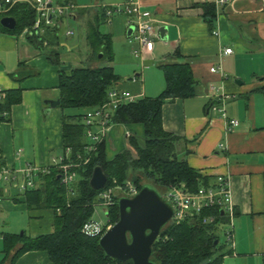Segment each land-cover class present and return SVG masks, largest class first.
<instances>
[{
	"label": "crops",
	"instance_id": "obj_1",
	"mask_svg": "<svg viewBox=\"0 0 264 264\" xmlns=\"http://www.w3.org/2000/svg\"><path fill=\"white\" fill-rule=\"evenodd\" d=\"M71 1L63 5H71L74 12L64 19L82 20L87 41L89 26L96 22L99 10L126 0ZM136 1L151 15L156 28L155 46L152 52L140 57V67L133 64L132 72L120 77L115 88L130 91L137 99L156 98L166 88L161 64L190 62L197 80L195 95L163 104L164 128L179 135L178 156L212 184L220 176L231 178L236 214L233 240L225 242L226 250L231 253L224 259L230 264H264V93L258 91L264 87V0H228L226 4L218 3L219 0ZM207 2L217 6L218 16L212 31L202 19V4ZM57 4L62 3L57 0ZM105 22L114 26L113 31L110 26L113 34L120 32V36L124 35V39L126 36L133 44V49L138 47L130 38L133 29L126 15L108 17ZM60 24L61 27H53L46 33L51 30L53 34L59 33V40L68 51L74 49L69 46L72 41L80 49V39H69L74 36L67 34L71 28L62 35L64 22ZM25 30L17 35L0 28V89L23 90V100L13 106L10 122L0 123V169L19 170L32 163L39 172L49 173L55 166L54 160L64 155L65 143L64 112L60 105L53 107L47 101L61 99L60 70L74 67H66L64 59L60 65L51 62L46 55L48 48L37 47ZM53 47L59 52L58 46ZM226 48H232L233 52L224 53ZM177 50L181 57L172 56ZM91 51L87 55L89 61L94 55ZM101 56L93 66L105 63ZM114 62L115 59L111 65L115 69ZM219 66L218 72L211 71ZM16 77H22V81ZM222 97H225L227 116L240 121L231 132L226 131L222 113L211 109ZM132 130L129 125H112L106 139L112 155L123 148ZM28 208L26 195L0 182V222L4 228H9L5 215L18 211L27 212L28 223L36 227L30 236L54 231L52 209ZM47 214L50 221L46 225L43 217ZM1 228L0 224V230L6 232ZM4 258L2 252L0 264H8L3 262ZM17 264L53 262L43 250L25 253Z\"/></svg>",
	"mask_w": 264,
	"mask_h": 264
},
{
	"label": "trees",
	"instance_id": "obj_2",
	"mask_svg": "<svg viewBox=\"0 0 264 264\" xmlns=\"http://www.w3.org/2000/svg\"><path fill=\"white\" fill-rule=\"evenodd\" d=\"M59 3H72L71 0H58ZM4 0H0V6ZM203 18L211 31L217 19V6L207 2L202 4ZM106 8V7H105ZM103 8L91 23L87 32L90 49L98 58L101 56L105 64L97 67H74L68 71L60 70V107L64 112V155L70 149L69 159L76 162L79 155L87 157L85 148L89 144L86 136L87 126L84 123L86 114L70 115V108L91 110L103 105L109 99V91L120 81L114 66L112 36L101 31V25L108 18ZM4 16H14L18 25L15 30L2 28L4 32L21 34L31 28L36 20L35 10L25 4L11 8ZM50 30V29H48ZM47 31V30H46ZM52 31V30H51ZM48 31L47 37L52 32ZM46 37V34H43ZM54 41L60 39L54 33ZM30 40L41 49L43 37L30 36ZM54 45V44H52ZM46 53L49 60L56 65L62 63L60 51ZM173 57H181L177 50ZM166 79V88L156 98L144 97L121 105L111 115V124L129 125L132 132L126 136L123 148L111 154L106 140L96 144V151L87 164L76 168L78 180L71 186L62 183L59 169L50 168L49 173L39 172L36 186L23 192L27 197L28 209H52L54 212V231L37 237L27 233L13 234L0 230L3 240L4 263L17 264L22 255L29 251H45L53 264H133L131 261H117L107 256L99 243L101 235L88 236L83 227L93 219L95 205L99 195L106 189L115 186L125 187L132 180L138 191L144 185H152L164 193L172 186L185 185L187 191L197 192L202 186L213 185L210 179L191 167L188 161L180 158L176 152L179 135L166 131L163 125V104L168 100L188 98L195 95L197 80L190 62H168L161 64ZM21 80L22 77H16ZM258 91L264 93V87ZM23 100V90H0V123L10 122V114L14 105ZM264 128V127H263ZM1 151V149H0ZM69 161V160H68ZM100 166L108 176L107 184L100 190L90 185L94 169ZM137 172L150 182L143 184ZM162 188V189H160ZM126 196V195H125ZM128 197V196H126ZM114 196V203L108 207L109 223L115 224L119 219V200ZM215 214V223H203V217ZM226 222L223 213L217 209L204 210L199 218L181 223L171 221L161 232L154 244L152 260L157 264H223L224 258L231 251L221 243L218 231ZM218 241V242H217ZM217 242V243H216Z\"/></svg>",
	"mask_w": 264,
	"mask_h": 264
},
{
	"label": "built area",
	"instance_id": "obj_3",
	"mask_svg": "<svg viewBox=\"0 0 264 264\" xmlns=\"http://www.w3.org/2000/svg\"><path fill=\"white\" fill-rule=\"evenodd\" d=\"M227 2L228 0H219L218 3L226 4ZM22 3L31 6L37 15L33 26L25 30L29 36L42 35L48 29L61 27L60 23L64 22V18L70 17V14L74 12L71 5H55L53 0H4V4L0 6V14H5L14 6ZM141 7L139 1L126 0L122 4H117V6L112 5L105 8L108 17L117 14H124L128 17L129 23L133 27V33L130 38L138 44V47L134 49L136 57H142L144 54L152 52L155 46V25L153 24L151 15L142 10ZM67 34H74V30H67ZM232 52V48L224 49V53L226 54ZM220 68V66L218 68L213 67L211 71L218 72ZM108 93L109 99L106 103L89 110L84 116V123L87 126L86 136L89 140V144L85 148L87 157L83 158L82 155H79V160H82V162L70 160V149H68L66 155L61 156L58 160H54L55 166L59 169L62 183L67 186H71L77 181L75 179L78 177L76 168L90 161L91 155L97 149L96 144L107 139L110 128L113 125L109 121L111 120L112 113L121 105L137 100L136 96L128 90L113 88ZM219 102L212 105V111L222 113L227 132L234 131L239 126L240 121L227 116L225 97L220 98ZM38 175V168L32 163H28L25 168L19 170L1 168L0 182L14 186L23 193L36 186ZM120 187L124 188L125 195L128 197H132L139 192L132 180H129L125 187ZM112 190L113 188L106 189L99 195L98 202L105 205L106 209L114 203L115 194ZM164 195L172 201L175 207V215L172 221L178 224L186 220L199 218L204 210L217 209L221 211L226 219V222L222 226H228V230L226 231L227 242H232L233 220L236 212L232 182L229 176H220L217 183L209 187L202 186L197 192L187 191L184 184L181 187L172 186L164 191ZM217 220L218 216L215 214L203 217V223L205 224L215 223ZM111 226L109 221L107 224H102L92 219L85 223L83 232L92 237L102 236Z\"/></svg>",
	"mask_w": 264,
	"mask_h": 264
},
{
	"label": "water",
	"instance_id": "obj_4",
	"mask_svg": "<svg viewBox=\"0 0 264 264\" xmlns=\"http://www.w3.org/2000/svg\"><path fill=\"white\" fill-rule=\"evenodd\" d=\"M0 23L9 30H15L18 25L14 16H4ZM47 103L56 107L61 104V99ZM107 181L104 169L97 166L90 180L91 187L100 190ZM118 205L119 220L101 236V248L113 260L157 264L152 260L154 244L175 215L172 201L156 187L147 184L134 196L120 198Z\"/></svg>",
	"mask_w": 264,
	"mask_h": 264
},
{
	"label": "rangeland",
	"instance_id": "obj_5",
	"mask_svg": "<svg viewBox=\"0 0 264 264\" xmlns=\"http://www.w3.org/2000/svg\"><path fill=\"white\" fill-rule=\"evenodd\" d=\"M88 1V0H86ZM92 0H89V2L91 3ZM54 4L57 5V0H54ZM118 4H121L120 2H118ZM115 16V15H114ZM118 16H125L124 14H117ZM109 21V20H108ZM110 26L109 23L104 22L101 25V31L105 34H110L112 36V50L115 56V72L117 75H119V77H127L129 73H131L132 68H133V64H136L140 67L141 63H142V59L140 57H135L134 55V49H133V44L127 39V37L125 36L124 39V35L120 36L121 33L120 32H115L114 34L110 31ZM85 24H83V21L81 20H73V19H66L64 21L63 24V28L61 29V34H65V31L67 28H71L72 30H74V36L69 38L71 40H76L80 39V49H77L78 44H74L73 41L69 44V46H73V50L68 51L66 48L64 49L63 47H65V44L62 43V41H60L59 39H57V42L54 41V37L55 35L51 34V37H47L48 32L44 33L46 34V37L42 34L40 36L43 37V47H47L48 48V54H52L53 52V45L58 46L59 51L61 53V58L64 59L67 62V66L66 67H80V66H86L88 67L89 65L92 67H96L93 65H97L96 61H97V56L94 54L92 56L91 61H89L87 59V57L89 56L88 54L90 53V48L87 44L86 41V37H85ZM113 27L111 26V30L113 31ZM50 32V31H49ZM109 32V33H108ZM58 35H60L59 33H57ZM59 37V36H57ZM63 40V39H62ZM132 41V40H131ZM133 49L132 53L130 52ZM57 51V50H56ZM80 53V55H79ZM88 55V56H87ZM128 55V56H127ZM144 56H146V54H144ZM143 58V56H142ZM68 59V60H66ZM105 64V63H104ZM71 65V66H68ZM135 74V73H134ZM131 76H134L133 74H130ZM88 109L85 108H70L67 109V113L70 115H76V114H87L88 113ZM138 176L141 178V183L146 184V183H150L145 176H143L142 172H137ZM78 178V177H77ZM77 178H75L76 180H78ZM113 188V192L115 194V196H121L124 197L125 196V191L124 188H121L120 186H115V187H111ZM110 188V189H111ZM158 188V187H157ZM162 189V188H160ZM6 217V221L9 224V228H4L5 225H3L2 221L0 222L1 224V229L6 232H14V233H18L21 234L22 232L26 231V233L29 235H31V233L33 232L34 229H36V227H34V225L30 226V223H28V214L27 212H18V211H13V213L10 216L5 215ZM41 217V216H39ZM43 222L47 225L48 222L50 221V217L47 214L45 217H43ZM1 216H0V220H1ZM41 220V218H39ZM93 219L102 223V224H107L109 221V217H108V212L106 209V206L103 205L100 202H97L95 205V212L93 215ZM4 221V220H3ZM39 223V222H38ZM37 223V224H38ZM36 224V226H37ZM22 227V228H21ZM218 234L220 236L221 239V243L225 244V242L227 241V236H226V231L228 230V226L223 225L220 228H218ZM2 239L0 238V258L2 257ZM227 243V242H226ZM227 258H231V257H227ZM226 261V263H225ZM223 264H230V261H228L227 259H224Z\"/></svg>",
	"mask_w": 264,
	"mask_h": 264
}]
</instances>
